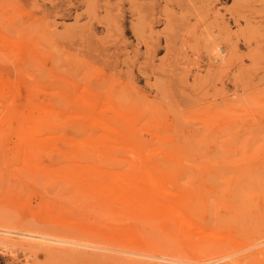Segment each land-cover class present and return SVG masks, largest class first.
Masks as SVG:
<instances>
[{"label":"rangeland","instance_id":"374dc122","mask_svg":"<svg viewBox=\"0 0 264 264\" xmlns=\"http://www.w3.org/2000/svg\"><path fill=\"white\" fill-rule=\"evenodd\" d=\"M0 51V74L31 88L57 137L27 158L0 128V264H264V244L249 246L264 237V0H0ZM100 113L121 130L136 120L137 143L120 134L89 145L102 154L67 155L68 137L107 135ZM146 157L165 165L187 224L153 221L150 248L40 237L102 245L71 211L117 220L76 189L69 164L121 175Z\"/></svg>","mask_w":264,"mask_h":264},{"label":"bare ground","instance_id":"6f19581e","mask_svg":"<svg viewBox=\"0 0 264 264\" xmlns=\"http://www.w3.org/2000/svg\"><path fill=\"white\" fill-rule=\"evenodd\" d=\"M6 25L7 31V27L11 29V25L8 26V23H6ZM7 31H5V34ZM11 35L8 34V36ZM11 39L13 40L14 38ZM8 41L10 42L11 40ZM11 45L16 46L13 43H11ZM9 79L4 78V75L2 76L0 74V112L2 109H5V115L0 118V128L4 124H8L10 132L7 137L9 140L11 137H14V139H12L14 140V147L17 150V153L25 155L27 158H32L36 156L37 152L40 153L49 147V145H53L55 138L57 137H54L47 129L49 127L48 112L43 109V106L40 103H31L27 98H25L27 91H31V88L21 79H16L15 81H13V79ZM8 100L11 101L9 102ZM93 100L95 105H90V107L91 110L95 112L97 109H101L100 107L102 103L96 98H93ZM99 115L100 116H98L97 120L93 121V124L107 132V135L104 136L103 140L97 137H93L92 139L90 137H68L67 143L70 148L69 152H67V155L74 157L79 161H83L82 157L86 155L102 154L99 148L90 147L89 145L93 143L96 146H99L100 143L105 140L115 141L116 137L120 134L126 143H137L135 140L139 137V135L135 130L136 128L134 129L136 120L127 122L125 124L126 126L123 127V130H121L118 126L112 125L110 118L103 115L102 113ZM36 123H40V126H36ZM137 152L138 155L144 156L142 155L143 152L141 149L137 148ZM87 162L88 161L83 163V165L76 162V164H78L77 166L74 163L72 164L75 166L71 164H69L70 166L68 165V172L72 176L70 178L71 182H73L78 191L91 196L94 207L98 209L104 208L106 211H112L114 218L117 221L111 222L112 224L110 227H108L107 225L110 222H108L106 218H101L96 213L89 212L78 206L79 208L71 211L73 212V216L76 218V225L73 226L76 227L81 233L90 234L94 236V238L101 237L104 240V242L102 241L103 243H101L102 245L98 243L97 239L67 240L62 238H52L48 235H40V237L43 239L48 241H52V239H54L78 246L99 248L103 250L112 249L107 245V241H114L121 245L131 244V246H140V248H150L153 247V243H151L149 238L150 228L155 226L153 221L162 220L163 222L166 221L167 223H170V225L175 224V226L177 224L183 225L188 223L187 216L183 210V206L186 202L182 199H178L179 197L177 196L176 192L168 187L170 183V174L168 170L165 169V165L160 161L155 160V158L151 159L146 157L141 163L135 165L132 169H124V171L121 172V175L111 172L109 173L105 168L101 167V169H99L94 164H87ZM72 206H74V203ZM75 207H73V209ZM115 212L117 214H115ZM123 216L131 217L134 220L129 221L128 218L124 221H121ZM153 235L155 236L154 233ZM92 236H90V239H92ZM260 238L257 240V242L251 243L249 246H253L254 244L256 246H259V244H264V237L261 239ZM154 240H152V242H154ZM121 245L118 246L121 247ZM165 246H168V249H170L169 251L171 252L172 249L170 248V245L166 244ZM256 246H254V249ZM158 248L160 249V247ZM70 250L82 252L85 251L74 248H70ZM95 252L94 254H96ZM153 252L154 251H152V253ZM254 255L255 253L253 251L246 255V257L249 259V262L256 261L255 259H257V257ZM117 257L115 256V259H112L116 260ZM262 257H264V255H262ZM133 259L135 260V258ZM142 259L144 258L142 257ZM140 261L142 262V260ZM229 261L233 263L236 261V258H231ZM149 263L151 264V262ZM123 264H125V262Z\"/></svg>","mask_w":264,"mask_h":264}]
</instances>
